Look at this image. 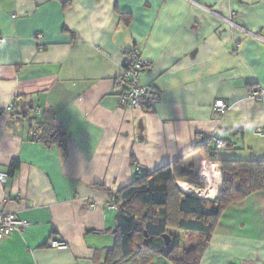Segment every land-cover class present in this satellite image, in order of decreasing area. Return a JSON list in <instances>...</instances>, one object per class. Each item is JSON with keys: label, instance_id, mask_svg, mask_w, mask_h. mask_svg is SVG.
<instances>
[{"label": "crops", "instance_id": "1", "mask_svg": "<svg viewBox=\"0 0 264 264\" xmlns=\"http://www.w3.org/2000/svg\"><path fill=\"white\" fill-rule=\"evenodd\" d=\"M134 49L146 63L140 82L160 96L142 110L113 91ZM255 85L264 90V0H0V108L15 105L0 113V201L25 222L0 241V264H106L117 242L107 204L135 166L178 162L195 179L175 183L217 185L219 197L222 168L201 143L221 160H264ZM216 100L230 108L217 113ZM45 123L59 140L49 142ZM166 232L180 252L200 241ZM199 264H264V190L221 211Z\"/></svg>", "mask_w": 264, "mask_h": 264}, {"label": "trees", "instance_id": "2", "mask_svg": "<svg viewBox=\"0 0 264 264\" xmlns=\"http://www.w3.org/2000/svg\"><path fill=\"white\" fill-rule=\"evenodd\" d=\"M45 131L52 134L49 142L59 140L61 130L45 123ZM205 148L207 158L219 163L223 176L217 204L191 194L180 195L177 181H193L191 170L181 171L178 162L165 164L155 170H135L132 180L112 196L116 197V245L106 264H118L135 254L139 264L156 256L164 257L168 264H199L209 235L221 211L230 203L249 194L264 190V160H221L211 148ZM16 162L12 163L15 166ZM206 177V173H205ZM204 177V180H205ZM187 183V182H186ZM200 187V186H199ZM205 185L201 188H204ZM215 190L218 191L217 185ZM167 228L183 229L198 233L200 241L180 252L179 238L166 232ZM163 234L170 238L166 245ZM157 239L162 246L156 248Z\"/></svg>", "mask_w": 264, "mask_h": 264}, {"label": "built area", "instance_id": "3", "mask_svg": "<svg viewBox=\"0 0 264 264\" xmlns=\"http://www.w3.org/2000/svg\"><path fill=\"white\" fill-rule=\"evenodd\" d=\"M146 63L141 59L139 51L134 49L129 52L124 59L121 73L113 80V91L117 94L119 105L127 109L142 110L151 108L160 101V96L153 84H142L139 80V73ZM248 98L260 101L264 98V90L257 85L251 86L248 90ZM213 110L219 114L226 112L230 106L222 100H216L213 103ZM15 107L14 103H9L5 107L0 108V113L9 112ZM257 135H264V128H258L255 132ZM217 146L223 145V141L216 137H211ZM138 171V168L135 167ZM5 174L0 173V182L5 181ZM178 186V185H177ZM179 187V186H178ZM180 188V187H179ZM181 189V188H180ZM182 190V189H181ZM3 201V200H2ZM2 201H0V241L12 231L21 229L25 222L14 217L13 214L4 210ZM116 197L111 196L107 207L116 210ZM91 208L94 203H90ZM49 247H63L65 243L58 239L50 240L47 244Z\"/></svg>", "mask_w": 264, "mask_h": 264}, {"label": "bare ground", "instance_id": "4", "mask_svg": "<svg viewBox=\"0 0 264 264\" xmlns=\"http://www.w3.org/2000/svg\"><path fill=\"white\" fill-rule=\"evenodd\" d=\"M177 184H179V187L185 192V194H193L194 196L197 197L207 198L210 194L213 193L210 190H207L205 188H200L199 186H194L186 182L179 181L177 182Z\"/></svg>", "mask_w": 264, "mask_h": 264}, {"label": "water", "instance_id": "5", "mask_svg": "<svg viewBox=\"0 0 264 264\" xmlns=\"http://www.w3.org/2000/svg\"><path fill=\"white\" fill-rule=\"evenodd\" d=\"M206 199L209 200L210 202H214L216 199H218V196H216L215 193H212ZM162 238L164 239L165 244L167 245L170 241L169 236L167 234H163Z\"/></svg>", "mask_w": 264, "mask_h": 264}, {"label": "rangeland", "instance_id": "6", "mask_svg": "<svg viewBox=\"0 0 264 264\" xmlns=\"http://www.w3.org/2000/svg\"><path fill=\"white\" fill-rule=\"evenodd\" d=\"M211 144H212V146H213V144H215V142H212ZM185 179H186V181H187V178H185ZM208 184H209V183H208ZM177 185L179 186V184H177ZM178 186H177V188H179ZM179 190H180V189H179ZM211 191H212V190H211ZM212 192L215 193V194H217V190H213ZM191 195H193V194H191Z\"/></svg>", "mask_w": 264, "mask_h": 264}]
</instances>
